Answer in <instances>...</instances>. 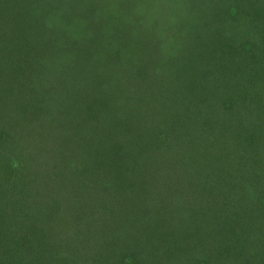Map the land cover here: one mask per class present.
Instances as JSON below:
<instances>
[{"label":"rangeland","instance_id":"1","mask_svg":"<svg viewBox=\"0 0 264 264\" xmlns=\"http://www.w3.org/2000/svg\"><path fill=\"white\" fill-rule=\"evenodd\" d=\"M3 69L0 264L264 261V0H0Z\"/></svg>","mask_w":264,"mask_h":264},{"label":"trees","instance_id":"2","mask_svg":"<svg viewBox=\"0 0 264 264\" xmlns=\"http://www.w3.org/2000/svg\"><path fill=\"white\" fill-rule=\"evenodd\" d=\"M5 73V69L3 70H0V84H1V80H2V77L4 76L3 74ZM5 77V76H4ZM4 79V78H3ZM6 87V85H2V87ZM35 87V86H34ZM32 87V86H29V83H28V86L24 85V86H21L20 89H19V95L21 97V99H26L28 101H32V102H35V96L32 95V93H34L36 95V91H35V88ZM6 90L8 92H6V95L3 96L2 93H0V142H3V143H8L10 142L9 140L12 138V134H11V130L13 128V125L12 123L14 122V119L11 117V113H10V106H11V102H13V96L17 95L15 94L14 95V92H12L8 87L6 88ZM262 92H263V88H262ZM17 93V91H16ZM253 97V96H252ZM254 98V97H253ZM42 100V99H41ZM202 101H205V100H202ZM198 102L197 100L193 99L192 103H188V102H184L182 104V107L187 111V108H190L192 110H190V113L191 115H197L199 116L198 114L201 113V110L204 111V105L209 101H207L206 103L204 102ZM250 101V102H249ZM248 102L245 100L243 101V105L242 106H239V114L241 112H243L242 110L243 109H246L247 107H249V104L250 103H253V99L250 98ZM185 111V112H186ZM9 112V113H8ZM2 113V114H1ZM4 114V115H3ZM238 115V114H237ZM239 116V115H238ZM190 119V118H189ZM14 124V123H13ZM174 140V139H173ZM175 144H177L176 140H174ZM88 147V146H87ZM186 149H188V151H190L191 148L189 147H186ZM196 150V148H195ZM176 167H179V166H176ZM175 167V172H179L181 169L180 168H176ZM180 167L182 168V164L180 162ZM206 169V168H205ZM205 169L202 168L201 171L202 172H205ZM196 173H198V175L200 174L198 171H195ZM206 172L207 174L209 175L208 178H210L211 174H210V169H206ZM179 173H176L175 175H178ZM181 174V173H180ZM183 175V174H182ZM186 177L189 178L191 176V174H188V169L186 170ZM184 177V175L182 176ZM193 195V192L191 193ZM171 203V202H170ZM261 260H264L263 257L260 258ZM260 260V261H261ZM262 262V261H261ZM260 264H264V261Z\"/></svg>","mask_w":264,"mask_h":264}]
</instances>
